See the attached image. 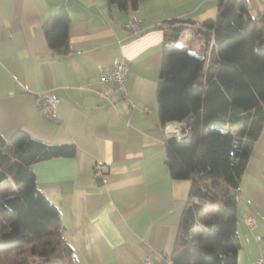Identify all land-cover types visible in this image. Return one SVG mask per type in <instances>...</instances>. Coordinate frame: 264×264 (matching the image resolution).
Instances as JSON below:
<instances>
[{
    "label": "crops",
    "instance_id": "obj_1",
    "mask_svg": "<svg viewBox=\"0 0 264 264\" xmlns=\"http://www.w3.org/2000/svg\"><path fill=\"white\" fill-rule=\"evenodd\" d=\"M247 3L251 17L264 10V0ZM217 4L135 0L120 8L107 0H0V137L22 130L44 144L74 146L71 157L32 165L38 190L58 210L73 264H142L146 258L173 264L192 182L172 178L166 163V141L181 135V123L162 125L158 116L164 31L175 20L184 33L170 45L201 53L202 22L217 16ZM62 7L69 50L57 54L43 24ZM132 18L135 30L128 26ZM119 61L129 69L125 99L99 83ZM44 91L58 98L50 117L37 102ZM95 162L105 164L100 178L92 173ZM248 216L253 226L244 222ZM236 237L234 264H251L264 247V123L236 194Z\"/></svg>",
    "mask_w": 264,
    "mask_h": 264
},
{
    "label": "trees",
    "instance_id": "obj_2",
    "mask_svg": "<svg viewBox=\"0 0 264 264\" xmlns=\"http://www.w3.org/2000/svg\"><path fill=\"white\" fill-rule=\"evenodd\" d=\"M107 1L124 8L135 0ZM217 7V16L202 22L201 53L170 45L184 33L175 20L164 31L158 116L162 125L181 123V135L166 141V163L172 178L192 182L173 264L235 263L236 194L264 123V10L251 17L247 0H218ZM68 23L62 7L43 24L57 54L69 50ZM73 154V145L44 144L22 130L0 137V264H73L58 210L32 169Z\"/></svg>",
    "mask_w": 264,
    "mask_h": 264
},
{
    "label": "built area",
    "instance_id": "obj_3",
    "mask_svg": "<svg viewBox=\"0 0 264 264\" xmlns=\"http://www.w3.org/2000/svg\"><path fill=\"white\" fill-rule=\"evenodd\" d=\"M128 26L135 30L137 27V22L135 19H130L128 21ZM128 65L123 62H117L112 71L108 74H105L99 78V83L103 85H112L122 93V98H126V84H127V74H128ZM37 102L40 109L45 113V116L50 117L54 108V105L58 102V98L55 97L50 91H44L38 94ZM144 110L148 111V107H144ZM105 170V164L102 162H95L92 167V173L95 178H100ZM244 222L248 226L254 225V219L251 216H248L244 219ZM142 264H153L149 258H146ZM251 264H264V247L261 248L258 258L253 261Z\"/></svg>",
    "mask_w": 264,
    "mask_h": 264
},
{
    "label": "rangeland",
    "instance_id": "obj_4",
    "mask_svg": "<svg viewBox=\"0 0 264 264\" xmlns=\"http://www.w3.org/2000/svg\"><path fill=\"white\" fill-rule=\"evenodd\" d=\"M180 44H181V42L178 43V45H180ZM185 47H186L185 49L187 50L188 47L187 46H185ZM191 49L194 50V48H191Z\"/></svg>",
    "mask_w": 264,
    "mask_h": 264
}]
</instances>
